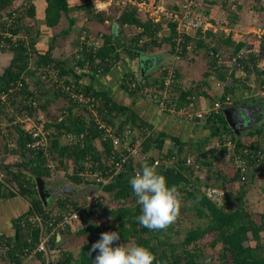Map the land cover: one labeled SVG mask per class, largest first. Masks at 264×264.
<instances>
[{
	"label": "trees",
	"instance_id": "1",
	"mask_svg": "<svg viewBox=\"0 0 264 264\" xmlns=\"http://www.w3.org/2000/svg\"><path fill=\"white\" fill-rule=\"evenodd\" d=\"M45 2L46 5L44 10L46 24L48 26L56 25L62 14L66 12L67 0H45ZM20 7H22V9ZM35 7V3L33 1L29 2V0H0V9L3 10L2 14L9 15L12 11H17L18 13L21 12V15H19L17 19H22L21 26L27 31H31V41L28 47L23 46L22 44L13 45L10 43L9 36H3L1 32L3 31V28L10 29L12 32L18 31L20 29L18 20L16 19L12 26L7 24L6 19L0 22V48L9 50L13 54L11 62L0 74V81H2V84H0V90L2 89L6 91L10 82L24 74L29 62L33 61L36 62V64L40 62L54 63L58 68L59 73L66 77V82L71 78L84 92L100 95L101 92L98 90L89 89L80 83V73L74 71V75H69L68 72L73 71L74 69L72 67L67 68L63 64L64 62L61 56L52 54V45H49L44 52L38 51L35 47L34 38L36 34L32 31L36 19ZM135 11L136 9L133 6L130 7L129 5L123 7L117 20L120 21L121 24H140L143 26V30L135 31L134 33L131 32L129 35L127 34L128 36L124 35L122 39H115L111 34H103L101 36L102 41L96 45L95 51H93L92 45H89L88 48L86 46L82 47L81 55L83 58H74L77 67L79 68L80 66V68H82L85 66L86 70H92L96 65L97 67L92 71L100 72L102 69L107 71L120 56L119 52L116 51L117 46H121L122 51L127 55L136 57L145 52L148 47L152 46V44L159 43L160 38L156 37V39L153 38L150 42H147L146 40L137 44V41L144 37L143 35H146L147 37L153 36L155 31L159 29V23L151 20L143 22L135 16ZM170 25L171 28L174 27V23L171 22ZM167 38L172 41V36L170 34ZM186 38L187 43L190 36L186 35ZM242 44V42H239L236 45L240 46ZM78 46L79 41L75 46V52L80 51ZM212 48L215 50L214 46ZM255 54L256 52L249 51L245 56L238 57V60L243 63L242 66L246 71H250L251 67L256 65V58H258V56H254ZM101 62L103 63L101 64ZM249 62L252 63V66L248 67ZM100 66H102L101 69L99 68ZM164 69V66H162L156 72L152 73L153 86L160 87V82L158 80H160L164 74ZM28 74L31 76L35 74L33 77L37 80L39 77L40 79L42 78L41 80L43 81H41V85L33 82L35 85L34 87H31L28 84H25L22 89L13 91L15 94H11L13 95L12 98L15 97L16 94L20 95V97H26L27 94L33 95V91L29 88L36 89L37 92L35 93V97L38 100L37 106L26 107L21 101L17 103V106L19 105L20 107L23 106L28 108V113L30 115L38 114L39 112L43 113L46 118V121H44V127L51 130L52 138L49 141L48 154L40 151L39 153H36L34 158L21 159V161L13 163L12 166L9 163L0 162V170L7 174V176L4 177V180L0 179V196H12L19 193L25 196L30 203V208L25 215H23L24 217L22 216L23 221L27 219L26 215L30 214L31 211L44 214L51 209L47 207L48 202L47 204H44L38 196L35 185V176H47L50 174L51 170L46 166V162L49 158H52L56 164H60L65 169H67L69 165H72L75 168H82L84 165V158L87 154H90L94 159L99 161L100 165H102L107 157L106 155H109V153L112 152L117 153L112 144L108 141L98 139L101 141L102 145L101 147L97 145L98 140L95 139V137L98 136L100 131L97 130L92 119L85 115H76L74 113V105L69 100L67 101L65 99L60 90V86H56V83H49L37 73L36 70H31ZM227 74L233 76L232 72H227ZM131 75L134 74H127V76ZM136 79V85L134 89L131 88L133 89L131 91L138 94L142 91L140 86L143 87L144 85H148L149 75L140 76L137 74ZM51 87L52 94L47 96L46 91ZM191 94L193 93L181 90L177 99V104L180 105L184 102L188 103L189 100H187V98H190ZM103 96L104 95L101 94V97ZM56 98H61L64 102L63 109L61 110L63 117L61 115V118H59V116L51 118L49 115L50 104L48 102L51 100L56 101ZM105 99L106 102H103V106L107 108V112L104 113V116L112 120L114 115L111 114V111L115 110L117 115L120 116H118V122L120 125L129 124L132 128H136L140 136H144L145 134L146 137L142 140V146L150 153V158L145 162L151 165L154 157L159 154L173 160L168 165L162 162L155 167L159 174L165 176L169 186L175 185L177 187L181 196L180 211L182 209L186 212V218L188 219L187 221L190 226L187 228L188 230H186L187 232L185 235L183 234L181 238L174 240L181 231V229L175 227L176 224L180 225L182 222L180 214L175 223L169 226L166 230L152 231L140 225L136 218L141 214V206L136 204V197L131 186L124 182L125 180H130L135 175L133 171V163H129L126 166V169L118 173L113 179V181L123 183L113 191V195L107 197V200L109 199V201L106 203L99 201L93 208L81 207L84 214L81 215L80 221L85 223L89 217L91 219L93 218L92 220H95L94 217L96 216L107 231L118 232L120 236L119 238L127 242L125 245H140L148 248L156 257L153 264H205L203 260L200 259V255L203 253L202 250L208 248L213 249L214 253H212V259L216 261V264H264V256H258L259 251H257V248L262 249L264 247L260 238V230H264V217L259 223L254 221L251 218L250 213L244 210L242 200H239L237 204L238 206L234 207L235 201L233 203L228 201L227 195H223V200L221 202H215L206 195V186L210 185L219 187L224 182V180H222L224 177L222 170L212 167L211 171L215 177H211V179H207L208 176L206 178H199L197 175L193 176V168L190 165L185 164V160L189 156L193 157L199 164L207 161L213 162L214 157L212 154H208L207 158H201L190 148L186 147L184 145L185 143L180 141L176 136L170 137L172 144L167 145L165 143V134L155 129L151 123H148L145 119L139 117L126 105L115 103L109 99L108 96H105ZM13 100L14 98L11 103L14 102ZM220 108L216 111L212 110L211 113L205 117L207 125L210 128V136L218 135L217 139L220 141V151L226 150L225 142L227 138H230L233 141L234 148L230 151V156L235 160V156L238 155L245 161L247 177L249 176L251 179L258 175L251 162L254 155L259 151L262 159L264 158V145L262 144V141H260L264 136L263 129L262 127L255 128L253 130L254 133H252V136H255L256 134L255 138L250 141V143H246L235 137L231 127L226 123V119L223 113H221ZM0 113H3V116L0 114V120L4 119L7 120V122L11 121L12 117L4 112V106L2 104H0ZM5 130L8 131L9 137L12 138L15 146L13 149H9L7 146V138L3 133V129L0 128V136H4L3 145L0 147V153L8 151L9 153L20 152L23 154L22 147L27 139V134L24 133L21 123L15 124L11 122L9 129L6 127ZM62 130L78 133L84 132L83 143H61L58 137ZM215 150L217 149L215 148ZM115 155L118 156V154ZM142 163L144 162H136V165L142 166ZM14 165H20L31 173L27 174V172H23L22 169H14L12 168ZM67 176L75 182L82 181L77 174L67 173ZM236 179L240 180V176L235 167L234 175L230 180ZM8 182H11L15 188L8 186ZM241 182L243 183L241 184L243 189L244 185H247L248 182L247 179ZM241 193L239 197L242 198L243 195ZM83 201L82 204L86 203L85 199ZM56 202L58 203L56 204L58 205L57 212L55 211L56 213L64 211L68 207H79L78 201L70 196H59L56 198ZM23 224H29L34 228H37L38 226L37 223L32 224L28 220ZM64 229L68 230L70 229V226H66ZM64 229H61L60 231H63ZM247 230H251L253 238L256 240L255 246L253 247L249 245L245 246L242 243L243 240L247 238ZM0 236L4 237L3 235ZM54 240V236L51 235L50 241L54 242ZM96 241V239L92 240L90 238L84 240L74 259H71L69 255H61V264H94V259L98 254V250H90L92 244ZM191 242H194V248L191 246L192 250L188 246ZM201 242H204L205 245L201 244ZM37 243L38 240L34 245ZM217 243H221V246L218 248L215 247ZM180 244L184 246V249L182 250L183 253H177V251H174L177 245ZM15 245L20 251L32 247L26 242H16ZM205 246H208V248ZM17 248L14 249L13 247L10 249L8 254L10 261L25 260L24 253L20 254L19 252H13L18 250ZM229 253H231V255ZM3 257L4 256L0 254V259Z\"/></svg>",
	"mask_w": 264,
	"mask_h": 264
},
{
	"label": "crops",
	"instance_id": "2",
	"mask_svg": "<svg viewBox=\"0 0 264 264\" xmlns=\"http://www.w3.org/2000/svg\"><path fill=\"white\" fill-rule=\"evenodd\" d=\"M32 1L36 6V19L33 26L36 34L34 38L35 47L38 51L44 52L49 45H52V54L61 56L63 64L67 68L72 67L74 69L68 72L70 76L74 71L80 73L79 81L82 85L89 89L98 90L104 95L101 97L102 106L103 102H106L105 96H108L115 103L126 105L139 117L151 123L155 129L163 132L166 136L165 143L167 145L172 144L170 137L176 136L185 143L186 147L201 158H207L208 154H212L214 157L213 162L207 160V162H203L204 169H193V176L197 175L199 178L208 176L207 179H211V177H215L211 168L215 167L222 170L224 174L222 178L224 182L219 187L226 189L224 186L227 187L228 184L233 186H237L238 183L243 184L238 179L230 180L235 172V160L230 156V151L234 147L228 148L225 144L226 150L220 151L218 144H215L219 140L217 139L218 135L210 136V128L205 118L209 113L197 118L195 112L202 106L213 105L215 100L223 99L224 95L229 94L231 97L230 102L219 108L235 137L250 143L256 136V134L252 136L253 130L258 127H262L264 134V2L260 0H202L198 11L205 15L209 23L203 28L190 29L189 33L185 34V38L186 35L190 36L187 41L188 47L179 58L175 59L172 49L173 39L171 41L167 38L169 34L173 38L174 27L171 28L170 24L174 21L167 11H178L181 0H67L66 12L62 14L59 22L53 26L46 24L45 0H29V2ZM129 5L135 7V16L143 22L151 20L159 23V29L155 31L153 36L143 35L144 41L150 42L153 38L158 37L160 42L152 44L145 52L136 57L127 55L122 51L121 46H117L116 51L119 52L120 56L107 71H104V69L100 72L92 71L97 67L96 65L92 70H86L85 66L82 68L79 66L78 68L71 53L80 39L81 29H86L92 40L98 44L102 41L101 36L103 34H111L115 39H122L124 35L144 29L140 24H121L117 20L121 9ZM0 13H2L1 10ZM113 22L118 23L115 32L112 29ZM239 42L243 44L236 45ZM213 46L215 50H213ZM249 51L256 52L254 56H258L255 68L250 62L248 65V67L252 66L250 71H246L242 66L241 68L236 67L232 57L236 55L245 56ZM143 55L148 56L147 68H144V71L141 70L140 61V57ZM12 56L11 51L0 48V74L11 62ZM171 63L176 65L177 76L176 84L172 85L167 97L169 107L172 104L175 107V109L170 110L169 107L167 109L160 108L158 102L151 97V92H145L144 87H150L149 90L156 87L152 83V73L162 66L166 69ZM241 64L243 63L241 62ZM101 67L99 68L101 69ZM227 72H232L233 76L228 75ZM129 73L139 74L140 76L149 75L148 85L140 86L141 93L135 94L131 91L134 87L129 86L126 82ZM33 75L35 76V74ZM33 75H30L28 85L31 87H34V83L41 85L42 78L39 77L37 80ZM0 84H2V81H0ZM181 90L193 94L190 98H187L188 103L184 102L178 105L177 99ZM46 92V95L50 96L52 87L48 88ZM15 96L13 97V103H11L13 98H10L11 106H17V103H19L20 95L16 94ZM240 104L253 105L254 111H252V121L249 124L245 123L244 126H239L240 129L237 131L232 128L228 115L223 109H234ZM17 107L20 108L19 105ZM219 108L216 110H219ZM5 109L10 111L7 108ZM186 112L190 115H187ZM111 114L118 119L119 115L115 110L111 111ZM1 115L3 116V113ZM3 137L0 136V147L3 145ZM262 144L264 145V142ZM262 175L264 176V174ZM262 175L251 178L243 189L240 185L241 192L244 191V194L242 192V198L239 197L241 192H235L233 189H231L232 191L226 189L224 194L228 196L227 200L231 203L242 200V206L245 205L244 210L250 213L251 218L258 223L264 217V178H262ZM114 182L116 181H113L112 184ZM124 182L130 186L129 180ZM85 183L89 189L87 193H82L83 195L80 193V197L76 199L79 204H82L83 200H86V197L92 193L91 189L96 188L91 183ZM121 183L123 182H120L118 186ZM254 184L258 189V191H255V195L252 194L251 190L253 188L251 185ZM55 185L57 186V184ZM65 196L63 195V197ZM51 198L54 197L47 199V207L51 208L48 211L57 212L58 205H54ZM47 202L44 204H47ZM29 208L28 199L19 193L12 196H0V235H3V239L12 244L14 249L17 248L16 242H26L33 246L45 230L40 225L34 228L29 224H22L23 215ZM91 221L88 218L87 222L90 223V227L93 224ZM87 222L80 221L74 227L52 235L55 239L54 242L50 241V235L47 250L26 255V264H61V255H69L71 259H74L84 241V239H81V242H79L80 237L85 234ZM79 223L82 226H79ZM88 230L93 232L97 237H95L96 240L100 239L102 229L91 227ZM260 234L264 246V230H260ZM246 236L247 238L242 242L243 245L255 246L256 240L253 238L251 230H247ZM115 244L114 241L112 245L115 246ZM219 246H221V243H217L215 247L218 248ZM205 247L208 248V246ZM17 249L13 252L23 253L19 248ZM257 251H259L258 256H264V247L262 249L257 248ZM229 254L231 255V253ZM209 257L212 261L213 256L209 254L206 262Z\"/></svg>",
	"mask_w": 264,
	"mask_h": 264
},
{
	"label": "built area",
	"instance_id": "3",
	"mask_svg": "<svg viewBox=\"0 0 264 264\" xmlns=\"http://www.w3.org/2000/svg\"><path fill=\"white\" fill-rule=\"evenodd\" d=\"M260 1L264 2V0ZM201 3L202 0H181L178 11H167L169 16L174 21L172 49L175 59L179 58L186 47H188L185 34L189 33L190 29L203 28L209 23L205 15L198 11L199 4ZM19 15H21V12L18 13L17 11H12L9 15H6L7 24L12 26L13 22L16 21ZM17 20L19 22L20 29L16 32H12L10 29L5 28L3 36H9L10 43L13 45L22 44L23 46L28 47L31 41L30 32L21 26L22 19ZM142 41H144V39L140 38L137 41V44L142 43ZM89 45H92L93 51H95L98 43L92 40L86 29H81L78 46L80 51H74L75 55L82 59L83 56L81 55V49L83 46L88 48ZM238 57H240V55L233 56L232 61L235 62L236 67L241 68L242 64L238 60ZM31 70H36V72L45 78L49 83H56V86H60V90L62 91L65 99L67 101L69 100L74 105V113L76 115H85L86 117L92 119L97 130L100 131L95 139L110 142L117 153L112 152L109 153V155H106L107 157L102 165H100L99 161L94 159L90 154H87L84 158V165L82 168H75L72 165L69 166V174H77L83 182L91 183L92 185H95L96 188L93 189L92 193L86 197V203L79 204V207H68L64 211L58 213L55 211H47V213L45 212L46 214L44 213L45 215L40 212L32 211L30 214L26 215L27 219L23 222L28 220L32 224L37 223L41 227L45 228V230H43V233L40 234L36 245L23 251L24 258L26 255L34 254L37 251L47 250V242L50 235L56 234L66 226L74 227L78 222H80L81 215L84 214L81 207L93 208L99 201L104 202V187L112 183L116 175L124 171L129 163H133V171L134 174H136L142 170V166L136 165V162H145L150 158V153L142 146V140L146 137L145 134L144 136H140L136 128H132L129 124L120 125L117 118L113 117L112 120H110L108 117L104 116V113L107 112V108L102 106L101 96L90 92H84L82 88L71 78L66 82V77L59 73L58 68L54 63L40 62L36 64V62L30 61L24 74L11 81L6 91L2 89L0 90V102H5L10 106V98L13 96L11 94H15L13 91L20 90L25 84L29 83L30 74L28 73ZM136 76L137 74L126 77V82L129 86L135 87L137 82ZM176 76V65L171 63L166 67L160 80H158L160 82V87H154L152 90H149L150 87L148 86L144 87V91H150L151 97L158 102L160 108L162 109H167L169 107L167 97L172 84L176 81ZM29 89L33 91V95L27 94L26 97H20L18 101H21L23 105H26V107L37 106L38 100L35 97V93L37 91L31 87ZM230 100V95L226 94L223 99L215 100L213 105L202 106L195 112V116L197 118H201L205 115V113H211L212 110L218 109L223 106V104L226 105L230 102ZM169 109H175L174 105L172 104ZM186 114L190 115L187 112ZM10 116L12 119L9 123H22V128L24 133L27 134V139L22 147L23 154L20 152L9 153L8 151L0 153V162L9 164L11 162V164H13L16 161H21V159H32L35 157L36 153H39L40 151L48 154V145L50 139L52 138V132L50 129L44 127V121H46L45 115L41 112L30 115L28 113V108L22 106L20 108L16 107V110H14ZM2 126H4V123L0 122V128H2ZM2 129L8 141L7 146L9 149H13L15 144L13 143L12 138L9 137L7 130L4 128ZM59 136L67 143H83L84 140V132L78 133L62 130ZM100 140H98L97 145L101 147L102 144ZM215 144L219 145L220 141L217 140ZM225 144L228 148L234 147V143L230 138L226 139ZM115 154H118V156ZM235 158V167L240 176V180L245 181L248 178L245 161L238 155H236ZM172 161L173 160L171 158L164 157L162 154H159L154 157L151 165L156 166L162 162L168 165ZM53 162L52 158H49L46 162V166L51 169ZM251 162L253 167L256 169L257 174H264V161L259 151L254 155ZM185 164L190 165L194 170H203L205 167L204 165L197 163L191 156L186 158ZM61 168L63 167L61 166ZM63 171H65V168H63ZM5 176V173L0 171V179L4 180ZM205 193L213 201L221 202L223 200V195L226 193V189L223 187L208 185L205 187ZM13 247L14 246L12 244L0 236V254L4 256L0 259V264H26L25 260L10 261L8 254L10 249Z\"/></svg>",
	"mask_w": 264,
	"mask_h": 264
},
{
	"label": "clouds",
	"instance_id": "4",
	"mask_svg": "<svg viewBox=\"0 0 264 264\" xmlns=\"http://www.w3.org/2000/svg\"><path fill=\"white\" fill-rule=\"evenodd\" d=\"M129 183L136 204L141 206V214L136 218L141 226L161 231L175 223L180 213V193L175 185L167 184L165 176L159 174L155 166L144 162L142 170ZM116 240H119L116 231L101 233L100 239L92 244L90 250H98L94 264H153L156 260L155 255L144 246L121 244L113 247Z\"/></svg>",
	"mask_w": 264,
	"mask_h": 264
},
{
	"label": "rangeland",
	"instance_id": "5",
	"mask_svg": "<svg viewBox=\"0 0 264 264\" xmlns=\"http://www.w3.org/2000/svg\"><path fill=\"white\" fill-rule=\"evenodd\" d=\"M125 7V6H124ZM21 9H22V7H20ZM1 10V12L3 11L2 9H0ZM7 20V18H6V15H2V13H0V22L1 21H4V20ZM5 30V28H3V31ZM1 32L2 34H4V32ZM33 33H35V30H34V26H33ZM190 31V30H189ZM31 32V31H30ZM129 35V34H128ZM127 35V36H128ZM47 39V38H46ZM129 39V38H128ZM48 40V39H47ZM74 50H75V47L73 48V50H72V53L71 54H73L72 56H73V58H77V55H75V53H74ZM220 60V59H219ZM217 61V60H216ZM226 62L228 63V61L226 60ZM225 64V63H224ZM229 68H231L230 66H229ZM49 104H50V111H49V115L51 116V118L52 117H56V116H61L63 113H61V110L63 109V106H64V102H63V99H61V98H56V101H53V100H51V101H49L48 102ZM0 104H3V106H4V112H6V114H8V115H10V114H12V112L14 111V110H16V107L17 106H14V105H8V104H6L5 102H0ZM5 108H8L10 111H7ZM52 110V111H51ZM66 110V109H65ZM1 114V113H0ZM62 117H63V115H62ZM1 122H3L4 123V126H2V128H6L7 127V129H9V126H10V124L11 123H9V122H7V120H4V119H1L0 120ZM24 123H27V122H24ZM252 131V130H251ZM59 138V141L61 142V143H66L67 144V142H65V141H63L61 138H60V136L58 137ZM260 141H262V143L264 142V137H262V139H260ZM219 146V145H218ZM10 164H11V162H10ZM13 164H11V166H12ZM70 166V165H69ZM68 166V168L67 169H65V171H63V168H61V165L60 164H56V162H53V166L51 167V172H50V174L49 175H47V176H55V177H59V178H69L68 176H67V173H68V171H69V167ZM22 166H20V165H14L12 168H14V169H17V170H21L22 169V171L23 172H27V174L28 173H31V172H28L29 170H27V169H24L23 167L21 168ZM224 169V168H223ZM1 172H3V173H5L4 171H2L1 170ZM5 175L7 176V174L5 173ZM45 176V175H44ZM258 176H261V175H259L258 174ZM263 176V175H262ZM262 178H264V176L262 177ZM57 181H56V183L58 182V181H60V179H58V178H55ZM250 178H249V176H248V178H247V182L248 181H250L249 180ZM240 181V180H239ZM8 184V186H10V187H13V188H15L12 184H11V182H8L7 183ZM118 182H114V184H112V183H110V184H108L107 186H105L104 187V189H103V193H105V199H104V202L106 203L107 201H109V199L107 200V197L109 196V195H113V191L118 187ZM240 183H238L237 184V186H233L232 184L230 185V184H228L227 185V187L226 186H224L228 191H232L231 189H233V191H235V192H241V188H239L240 187ZM253 186V188L251 189L252 190V194L253 195H255V191H258V189H257V187H256V184H254V185H251V187ZM233 187V188H232ZM107 189V190H106ZM81 190V189H80ZM79 190V191H80ZM91 191H93V189H91ZM242 194V193H241ZM243 194H244V192H243ZM252 195V196H253ZM53 197V196H52ZM79 197H80V195H79ZM56 198L57 197H55L54 196V198H51V201H53L54 202V205H56V204H58L57 202H56ZM237 198V197H236ZM238 204V201H235L234 202V207H236V206H238L237 205ZM247 205V204H246ZM244 207H245V205H244ZM180 219L182 220V222H181V224L179 225V224H176V226L175 227H177V228H179V229H181V231L178 233V236L176 237V239H174V240H177V238L179 239V238H181V236L184 234L185 235V233L187 232L186 230H188L187 228L190 226L189 225V223H188V219L186 218L187 216H186V212L184 211V210H182L181 209V211H180ZM95 216V215H94ZM89 219H91L90 217H89ZM93 219V218H92ZM91 219V220H92ZM94 219L95 220H92L91 221V223H93V224H91V227L93 228V227H95L96 229H102V233L103 232H106L107 231V229L101 224V221H99L98 220V218L95 216L94 217ZM101 220V219H100ZM180 220V221H181ZM179 223V222H178ZM89 222H87L86 223V230H85V234H83L82 235V233H81V237H80V240H79V242H81V239L83 240H86L85 238H90V239H92V240H95L97 237L93 234V232H90L88 229H91V227L89 226ZM77 225V224H76ZM79 226H82V224L81 223H79L78 224ZM79 230H81V229H79ZM106 230V231H105ZM62 232V231H61ZM82 232V231H81ZM91 233V234H90ZM96 237V238H95ZM120 237V236H119ZM204 237V236H203ZM206 237V236H205ZM202 239V238H201ZM115 246H119V245H121V244H126L127 242L125 241V240H122V239H120L119 238V240L116 242L115 241ZM194 242H191L188 246H189V248L192 250V248H191V246L193 247L194 246V244H193ZM201 244H204L205 245V243L204 242H201ZM113 246V245H112ZM194 248V247H193ZM184 249V246L183 245H177V247L174 249V251H177V253H180V252H182V250ZM212 251H213V249L212 248H208V249H204V250H202V254L200 255L201 257H200V259H206L207 258V256L209 255V254H212ZM253 252H254V250H253ZM183 253V252H182ZM257 254V253H256ZM183 257V256H182ZM206 264H216V261L215 260H213L212 259V261H211V258L209 257V260H207V262H206ZM219 264V263H218Z\"/></svg>",
	"mask_w": 264,
	"mask_h": 264
},
{
	"label": "water",
	"instance_id": "6",
	"mask_svg": "<svg viewBox=\"0 0 264 264\" xmlns=\"http://www.w3.org/2000/svg\"><path fill=\"white\" fill-rule=\"evenodd\" d=\"M115 28H118V23L113 22V32L116 31ZM141 61V70L144 71V68H147V61H148V56H141L140 57ZM157 64V63H156ZM155 64V65H156ZM254 106L253 105H246V104H240L238 107H235L234 109H223L228 115V119L231 123V126L233 129H236L239 131L240 127L239 126H244V124H249L252 121V111H254ZM232 117V118H229ZM60 179L58 183L64 184V191H68L69 193H74L75 191H79L84 187V189L87 187L86 183H75L73 180L70 178H59L55 176H42V175H37L35 176V185L37 188V192L39 197L42 199L44 203L47 202V199L49 198L50 194L56 193L58 190L56 188V179ZM46 183H49V186H46ZM55 188V189H54ZM60 232V231H59ZM58 232V233H59ZM204 263H206V259L204 260Z\"/></svg>",
	"mask_w": 264,
	"mask_h": 264
},
{
	"label": "flooded vegetation",
	"instance_id": "7",
	"mask_svg": "<svg viewBox=\"0 0 264 264\" xmlns=\"http://www.w3.org/2000/svg\"><path fill=\"white\" fill-rule=\"evenodd\" d=\"M57 184V183H56ZM46 186H49V183H46ZM51 186V185H50ZM56 187H58V188H56L58 191L55 193L54 192V194H50L49 195V198L50 197H59V196H61V197H63V195H66V196H70L71 198H75V199H78L79 198V195H80V193L82 194H84V193H87V190L89 189L88 188V186L84 189V187L80 190V191H75L74 193H69L68 191H64V184H62V183H58V185L56 186ZM37 189V188H36ZM55 189V188H54ZM38 193V192H37ZM82 194V195H83ZM39 196V195H38ZM42 200V199H41ZM203 260V262H204V260L205 259H202Z\"/></svg>",
	"mask_w": 264,
	"mask_h": 264
}]
</instances>
